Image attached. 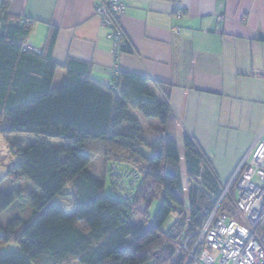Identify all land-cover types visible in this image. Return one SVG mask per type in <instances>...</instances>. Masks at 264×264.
<instances>
[{"label":"trees","instance_id":"obj_1","mask_svg":"<svg viewBox=\"0 0 264 264\" xmlns=\"http://www.w3.org/2000/svg\"><path fill=\"white\" fill-rule=\"evenodd\" d=\"M7 7L3 0L0 133L36 138L25 148L16 142L17 161L7 173L35 189L27 194L0 190V212L21 197L32 207L29 221L15 218L0 227V264H169L173 257V264H187L222 188L194 137L185 132L179 150L169 85L119 70L103 83L92 77L89 63L70 58L61 66L66 78L54 86L60 68L52 59L57 28L51 27L41 50L26 48L32 20L11 16ZM120 17L115 19L119 25ZM123 34L121 52L130 51ZM141 117L157 122L143 128ZM98 155L109 192L105 180L87 170ZM123 185L130 197L119 194ZM234 188L219 203L218 214L237 217ZM70 194L75 209L68 214L53 199ZM156 199L159 205L150 217ZM172 212L175 218L163 230ZM10 243L17 247L2 249ZM179 246L184 247L178 252Z\"/></svg>","mask_w":264,"mask_h":264},{"label":"crops","instance_id":"obj_2","mask_svg":"<svg viewBox=\"0 0 264 264\" xmlns=\"http://www.w3.org/2000/svg\"><path fill=\"white\" fill-rule=\"evenodd\" d=\"M96 1L8 0L7 12L32 20L25 42L37 50L57 28L54 86L70 58L103 83L118 68L168 84L179 150L185 132L194 137L225 185L264 134V0H125L131 50L117 57Z\"/></svg>","mask_w":264,"mask_h":264},{"label":"built area","instance_id":"obj_3","mask_svg":"<svg viewBox=\"0 0 264 264\" xmlns=\"http://www.w3.org/2000/svg\"><path fill=\"white\" fill-rule=\"evenodd\" d=\"M94 9L102 25L108 28L111 50L117 57L125 46V38L115 19L125 12V0H97ZM25 47L38 51L28 44ZM117 72L118 68L114 74ZM117 173L115 170L114 174ZM233 185L234 204L241 221L217 213L219 203ZM118 191L123 198L131 196L126 185ZM218 205L204 222L193 249L188 252L187 264H264V134L223 186ZM183 247L179 246L178 252Z\"/></svg>","mask_w":264,"mask_h":264},{"label":"rangeland","instance_id":"obj_4","mask_svg":"<svg viewBox=\"0 0 264 264\" xmlns=\"http://www.w3.org/2000/svg\"><path fill=\"white\" fill-rule=\"evenodd\" d=\"M141 118H142L141 126L143 128L148 127L149 125L152 124V122H157L156 119L153 118L152 119H147L143 117ZM19 141L22 143V147L25 148L27 145L34 143L36 141V138L32 135L24 134V133H15L10 135H3L0 133V190L11 191L12 189H17V190H22V192L24 191L27 194L35 189L32 183L30 181L26 182L25 180H21V179L14 180L11 175L7 174L8 170H10L13 164L17 161V155L15 154V152L17 147L16 142L18 143ZM52 142L57 143L56 140H52ZM140 164L141 162L138 164V167H140ZM105 168L106 167L102 156L98 155L93 157L87 170L90 173L96 175L97 177L103 178L105 180V191L109 192L110 180L106 174ZM182 179L184 184V190L185 192L186 191L188 192L189 186L187 185V177L185 170H182ZM223 186L224 184L221 185V188H223ZM64 192L65 193L68 192L67 187L63 189V193ZM233 192L235 195V190ZM53 200L63 205L68 214L73 213L75 209V205L71 194L64 196H56ZM158 205H159V199H156L151 203V205L149 206L150 217L154 215ZM235 211L237 212L236 213L237 217L235 215L233 216H235L237 220L241 221L242 218L239 215V212L236 210V208ZM31 212H32V207L30 203L25 199V197H21L17 199L15 202H13L6 210L0 212V227L6 228L8 224L15 218H20L26 220L25 222H27L29 221L27 219L30 217ZM174 218H175V212H172L168 217V219L166 220V222L164 223L162 229L166 230L169 227V225L173 222ZM16 247H17L16 244L10 243L3 246L2 249L8 250ZM174 260L175 257L172 258L169 264H173Z\"/></svg>","mask_w":264,"mask_h":264}]
</instances>
